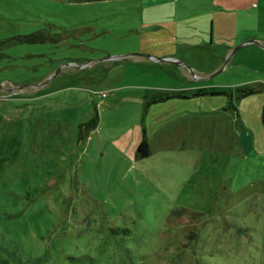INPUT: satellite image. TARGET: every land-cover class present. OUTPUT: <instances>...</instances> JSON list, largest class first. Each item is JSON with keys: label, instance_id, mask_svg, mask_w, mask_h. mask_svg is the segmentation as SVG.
I'll return each instance as SVG.
<instances>
[{"label": "rangeland", "instance_id": "rangeland-1", "mask_svg": "<svg viewBox=\"0 0 264 264\" xmlns=\"http://www.w3.org/2000/svg\"><path fill=\"white\" fill-rule=\"evenodd\" d=\"M157 1L0 0V233L33 264H264V91L144 113L124 96L183 86L175 67L114 66L140 52L141 28L166 24L189 44L178 59L195 73L186 87L235 96L264 84V0ZM201 27L207 49L186 34ZM239 103L235 127L217 121ZM178 105L190 110L185 128L159 131ZM95 112L98 128L80 141ZM146 129L155 153L137 160Z\"/></svg>", "mask_w": 264, "mask_h": 264}, {"label": "crops", "instance_id": "crops-1", "mask_svg": "<svg viewBox=\"0 0 264 264\" xmlns=\"http://www.w3.org/2000/svg\"><path fill=\"white\" fill-rule=\"evenodd\" d=\"M166 2H169V0H161V1L158 0L157 2H153L149 5L150 6L151 5H160V4H164ZM142 3H144V0H142ZM176 21H178L180 23V20L178 18L175 20H172V22H176ZM168 28L169 27L166 24H164L162 26L156 25V26L149 27L150 32H146L145 28H141L142 34H141V46H140L141 50H140V52H135V54L124 56V58L122 57V59H119V61H114V62H117L116 64H114V66H116L117 64H120V63H124L125 61L136 62L142 66H148L149 68L155 67L157 69L163 68L162 66H165L166 64H172L175 67V69L167 70V73L170 75H173V76L180 77L181 82L184 83V85L179 87V88L173 87L170 90L166 88V89H164V93H172V94L173 93H185V94L190 96L193 93H196V92L202 91V90H224V88L215 89L214 87L215 86L217 87L218 85H211V84L210 85L206 84V85H202V86H196L194 88H191L190 85H188V87H186L185 86L186 82L190 84L191 80H192V75L190 73H188L189 71L187 72V69H185L184 67L176 66L175 64L170 63L168 61H162V60L160 61L158 59L151 60V59H148L146 57L147 55H152V56L160 57V59L170 58L173 60H176V59L178 60L180 58V59L184 60L185 59L184 55L190 56V50H189L190 48H188L189 44H185V43L180 42V32L179 31L174 32L173 30H169ZM186 34L189 37H195L196 39H198L199 44L196 47L202 49L204 47V45H207V40H206V36L204 34V28L203 27H201L200 31H198V33H196L195 35L191 34V32L190 33L186 32ZM204 48H206V47H204ZM208 49L211 52V49L210 48H208ZM161 50L163 51L162 54L159 53V51H161ZM221 63H219L218 65H216L212 69H210L209 75L214 73V71L216 69H218V67L221 65ZM164 71H166V69H164ZM197 77L200 81H202L201 80L202 77H205V81L207 80L206 75H202V76L197 75ZM129 87L130 86H127L125 88H129ZM227 91H229V93L230 92L233 93L232 90L228 89ZM132 95H134L133 97L140 99V101L142 102V105H143V102H144L143 98L145 95V94H143V92H141V93L136 92L134 94H126V96H124V97H129ZM172 100L181 101L183 99H172ZM172 100H169L165 103H161V104H157V105L169 106L170 102ZM239 101L240 100H237V101L235 100V102H239ZM228 105L231 106L229 100H228ZM229 106H226L225 108H223L224 109L223 111L217 112L215 118H217V121H220V120L225 121V125L227 127L233 128V127H235L234 123H236V121L240 122V120L242 119L240 114H239V111H238L240 109V103H239V107L236 106V107L231 108ZM177 110H178L177 113H175L176 111L167 113L169 115V118H173V119L177 118V120H170L168 123H166L164 120L163 125H160L159 131H160V129H163L162 132L164 131V132H166V134H169V133L173 134L175 132L176 128H178L180 130L185 128V126L187 125L188 120H189V114H190L189 111L190 110L186 107H182V105H178ZM229 118H232V119H229ZM199 119L200 120H198V122H200V126L202 128H204V127L206 128V126H208L207 125V122L209 119L208 116L200 115ZM188 126H190V124H188ZM146 130H143V132L146 133L147 140L150 144L152 153H155L154 150L152 149V145H151V143H152L151 139H153L154 136L151 138L149 136L148 129H146ZM143 132H142L141 136H140V134L135 133V140H134L135 142L133 144V146L135 147L134 150L137 149L140 141L142 140V138L144 136ZM168 139H169V136H168ZM238 140H239V138H238ZM240 144H241L240 141H238L235 149H239L241 147ZM160 149H161L160 151H163V152L165 150H167L164 147H160ZM180 149H183L184 151H186V143L183 145V147H180ZM231 157H232V155H231Z\"/></svg>", "mask_w": 264, "mask_h": 264}, {"label": "trees", "instance_id": "trees-1", "mask_svg": "<svg viewBox=\"0 0 264 264\" xmlns=\"http://www.w3.org/2000/svg\"><path fill=\"white\" fill-rule=\"evenodd\" d=\"M70 3H90V2H100V1H110V0H64ZM44 39L41 36L33 35L28 39V41L35 43V42H42ZM264 91V84L257 83L255 85H245L240 87L236 90V95L234 96L232 93H229L225 90H202L192 95H187L185 93H147L145 96V101L143 103L144 113L147 110L157 104L165 103L172 99H188L191 97H204V96H225L230 101L232 106L233 102L236 100H242L246 97L261 93ZM100 117L98 112L91 117V119L87 122L80 123L79 125V140L85 141L92 130L97 129L99 126ZM142 140L140 141L137 149H136V159L137 160H144L150 158L152 155L150 144L147 140L146 133ZM5 254L7 256L6 259L2 260L1 264H33L32 260L26 258L24 253L21 251L19 245L15 243L10 238L6 237L4 234L0 233V260L1 255Z\"/></svg>", "mask_w": 264, "mask_h": 264}, {"label": "water", "instance_id": "water-1", "mask_svg": "<svg viewBox=\"0 0 264 264\" xmlns=\"http://www.w3.org/2000/svg\"><path fill=\"white\" fill-rule=\"evenodd\" d=\"M250 43H253V44H257V45H260V43L258 42V41H247V42H244V43H242L241 45H240V47H243L244 45H247V44H250ZM240 47H237L236 49H235V51H237ZM234 51V52H235ZM234 52L232 53V55L234 54ZM231 55V56H232ZM148 59H151V60H155V59H158V60H162V61H168V62H170V63H173V64H175L176 66H179V67H184L185 69H187V71H189V73L192 75V76H195V73H194V71L186 64V63H184V62H182V61H179V60H173V59H170V58H167V59H159V58H156V57H154V56H152V55H147L146 56ZM118 58H121V57H119V56H114V57H110L109 58V60H116V59H118ZM229 60H230V57H229ZM221 71H223V69L221 70Z\"/></svg>", "mask_w": 264, "mask_h": 264}]
</instances>
